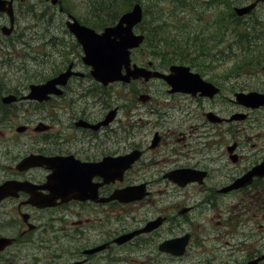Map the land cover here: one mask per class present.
Segmentation results:
<instances>
[{"label":"flooded vegetation","instance_id":"af4514ba","mask_svg":"<svg viewBox=\"0 0 264 264\" xmlns=\"http://www.w3.org/2000/svg\"><path fill=\"white\" fill-rule=\"evenodd\" d=\"M10 1L12 20L0 11V264H264V101L238 96L264 94V30L221 72L189 61L177 75L175 62L147 59L138 64L169 81L103 84L78 49L63 66L52 20L32 50L20 27L29 9ZM254 1L251 12L264 7ZM68 63L58 91L31 93Z\"/></svg>","mask_w":264,"mask_h":264},{"label":"rangeland","instance_id":"374dc122","mask_svg":"<svg viewBox=\"0 0 264 264\" xmlns=\"http://www.w3.org/2000/svg\"><path fill=\"white\" fill-rule=\"evenodd\" d=\"M25 5L27 6V8L29 9L28 11H25L24 13V17L21 18V23H20V27H23V29L25 30L24 32V36H29V40L33 43L32 45V50H38V45L43 42V36H42V30H41V25L45 24H49L51 23V20L53 21V26L49 29L50 33H54V30L56 29V34L58 35V41H59V49L60 51H58V56L61 57L62 55V51H63V59H65V55L67 54V51L65 50H70L73 51L72 53L70 52L69 56H71L74 59V50H79L81 51L80 47L76 48V46L74 45V48L71 46L72 44V40L74 39L73 36L67 31V29L64 26V21L66 18V15L64 13L60 14L57 9L55 8V10H50L49 7H46L43 3L42 0H24ZM67 1V0H65ZM148 1V0H143ZM248 0H235L234 3L236 4H243L245 2H247ZM71 6L72 9L74 11V15H82L85 8L87 6V0H68L67 1ZM150 2V0H149ZM159 5L161 7L160 13L163 14V16L168 19V23L169 26H165L164 28H162L158 33L155 34V39L154 40H163L164 42H169L172 39H174L173 37H171V33L174 32V29H176L179 26V20L174 17L173 15V10L175 8V0H158ZM150 4H154V3H150ZM194 4H197V7H200V12L202 13V17L204 19V21H200L196 19L195 15L192 13H189L187 15L188 21L190 22L189 27L190 28L192 26H199V25H203V24H214L218 27H221L223 24H225L223 21H220V12L221 10H223L225 8V4L222 5H217L216 6V13L214 14V9L212 8L211 10L205 9L204 7L206 6L204 4V2L199 3L198 1H193L192 3H190L189 5H187V7H193ZM89 5V4H88ZM197 8V9H198ZM225 15L227 14L224 13ZM42 16L47 17V19H42ZM146 16L152 20L153 19V15H151L149 12L148 14H146ZM258 17L259 21L258 22H250L249 20H241V22H238L235 24V29L237 30V32L239 34L242 35H247L248 36V41H252L254 39V34L257 36L258 41L257 43L251 45V50L255 48V45H257L259 43V36L262 35V31L264 30V7H261L257 10H254L250 16H247V19H251L253 17ZM227 21V19L225 20ZM183 22V21H181ZM225 25H229V27H233L231 25V23L229 24H225ZM170 27V28H169ZM251 28V31L250 30ZM166 28H168L166 30ZM193 29H195L193 27ZM202 34L199 37L205 47L207 48L210 47L212 52L207 53V51H202L204 52L201 56H199L197 59L193 60L191 59H186L183 55L186 54V47L184 45H186V41L189 39L186 37V35L184 34L185 38H180V41H178V43H174V45L179 46V50L177 51L180 54L179 60L183 62L184 61H190L189 63H193L196 64L198 66V68L201 70H203L205 73L207 74H212L216 72L217 68H221V70H217V72H221L223 71L225 68H230L234 65V63L236 61H241L242 59H245V55L244 54H238L236 52V41L233 39V35L235 34H231L230 31H221V29H217L214 26H206V27H202ZM165 32H167L169 35L165 34ZM171 32V33H169ZM248 43H244V45H246ZM62 47H65V49H63ZM172 47V45H169L168 50ZM43 50V49H42ZM218 50H222L223 52H218ZM147 52V50H145ZM163 50L160 47L158 49V52L161 53ZM167 51V50H166ZM165 51V52H166ZM236 51V52H235ZM218 52V55L221 57L220 59H214L213 57H211L209 54H216ZM232 53V54H228ZM235 52V53H233ZM154 57H152L151 55H149L148 53L144 54V56L142 57V62L139 61V63H145L147 59H153ZM162 59V58H160ZM163 60V59H162ZM164 62V60H163ZM165 63V62H164ZM186 64V63H185Z\"/></svg>","mask_w":264,"mask_h":264},{"label":"water","instance_id":"95a60500","mask_svg":"<svg viewBox=\"0 0 264 264\" xmlns=\"http://www.w3.org/2000/svg\"><path fill=\"white\" fill-rule=\"evenodd\" d=\"M55 3L57 0H50ZM5 0H0V9H3ZM255 3V2H254ZM254 3L235 7V12L238 15L245 14L250 11ZM142 10L139 3H135L130 10L124 12L114 25L106 26L101 32L95 31L93 28L81 24L73 15H68L69 19L66 21V26L80 42L83 49V61L91 65V74L97 79L106 83L107 81L125 78L128 75L120 74L122 66L129 67V49L136 47L141 41L143 36L134 34L132 27L141 19ZM174 68L176 74H181L182 69L187 67L181 65H173L170 69ZM130 75L138 76L143 75L148 77L158 72L145 71L143 68L136 67L128 71ZM70 65L67 70L60 73L58 76L46 81L40 86L32 85L34 92H48L51 91L56 83L64 84L67 77L70 75ZM161 75V74H159ZM168 81L169 75H163ZM238 96L243 101L256 99V103L261 102L260 96L256 92L247 94L238 93Z\"/></svg>","mask_w":264,"mask_h":264},{"label":"trees","instance_id":"16d2710c","mask_svg":"<svg viewBox=\"0 0 264 264\" xmlns=\"http://www.w3.org/2000/svg\"><path fill=\"white\" fill-rule=\"evenodd\" d=\"M68 1V0H67ZM65 0H61V4L64 10L71 11L74 13L72 6ZM135 0H87V3L89 5L88 8L86 7L82 15H77L78 18H80L83 22L86 24L95 27V28H101L106 24L113 23L118 16L123 12L130 8L131 4ZM175 8L173 10V15L179 20V26L178 30L182 31V34H185L187 38H189L184 45L189 51H211V48L207 46L205 47L203 41L199 38L202 34V27L206 26H214L217 29H221V31L228 29L227 25L218 27L214 24H203L199 26H192L190 28H186V23L188 19L187 15L188 13H195V17L197 20L204 21L202 17V13L200 12V7H197V4H194L193 7H187L190 3H192L195 0H175ZM199 3L204 2L206 5L204 8L211 10L214 9V14L216 13V6L221 3L223 0H196ZM220 1V2H219ZM154 4H150V3ZM228 9L230 4L228 2L223 1ZM198 8V9H197ZM161 7L159 5L158 0H149L144 4V17L141 23L142 29L145 33V41L148 43L149 49H151L154 53L157 55L162 56L164 59H167V57L164 55V52L167 50L169 45H174V43H178L180 41V38H185L184 36H179L177 34H171L172 39L169 42H164L163 40H154L155 34L158 33L162 28L165 26H169L168 19H166L163 14L160 13ZM148 12L153 15V19L150 20L146 14ZM224 12V10L219 11ZM183 21V22H181ZM221 21V20H220ZM236 22L233 23V27L235 26ZM193 27L195 29H193ZM170 28V27H169ZM168 28H166L167 30ZM170 33V32H169ZM165 34L169 35L167 32ZM178 40V41H177ZM162 48V52L159 53L158 49ZM177 49H180L179 46H177ZM175 59L176 56H175Z\"/></svg>","mask_w":264,"mask_h":264}]
</instances>
